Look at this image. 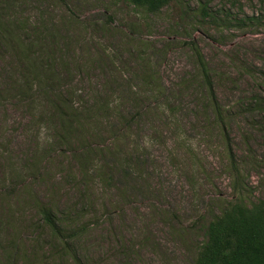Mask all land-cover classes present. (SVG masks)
Masks as SVG:
<instances>
[{
  "label": "rangeland",
  "instance_id": "374dc122",
  "mask_svg": "<svg viewBox=\"0 0 264 264\" xmlns=\"http://www.w3.org/2000/svg\"><path fill=\"white\" fill-rule=\"evenodd\" d=\"M238 199L264 200V0H0V264H194Z\"/></svg>",
  "mask_w": 264,
  "mask_h": 264
},
{
  "label": "trees",
  "instance_id": "16d2710c",
  "mask_svg": "<svg viewBox=\"0 0 264 264\" xmlns=\"http://www.w3.org/2000/svg\"><path fill=\"white\" fill-rule=\"evenodd\" d=\"M125 1L146 13L157 14L174 0ZM200 12L202 18L218 23L214 15L206 12V6H201ZM196 56L203 65L198 51ZM42 218L54 236L61 234L50 210H43ZM194 264H264V200L248 206L238 199L214 216L205 229V240L196 252Z\"/></svg>",
  "mask_w": 264,
  "mask_h": 264
}]
</instances>
